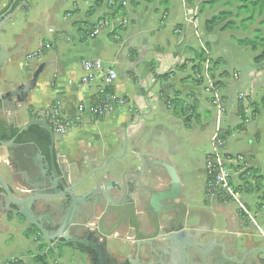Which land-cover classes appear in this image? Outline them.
<instances>
[{
    "label": "crops",
    "instance_id": "obj_1",
    "mask_svg": "<svg viewBox=\"0 0 264 264\" xmlns=\"http://www.w3.org/2000/svg\"><path fill=\"white\" fill-rule=\"evenodd\" d=\"M104 1L19 0L16 3L14 12L0 27V43L7 50L17 45L20 49L0 70V94L28 82L39 65L43 64L44 70L28 94L25 106L0 101V120L19 129L31 116L41 115L58 101L73 124L65 134L55 136L56 163L64 171L80 168L75 180L83 178L93 168H105L107 180L119 181L126 175L133 184L132 199L140 196L141 205H148L153 195L169 189L168 174L155 165L165 163L174 168L179 178L180 201L187 210V228L198 233L208 230L212 236L226 233L257 241L259 236L248 229L251 224L241 215L235 202H223L206 195L204 159L215 122L213 115L211 119L207 117L213 110L202 84L195 78L199 47H195L189 37L186 39L191 26L185 23V11L193 8L188 6L189 0H141L147 4L145 13L140 16L119 7L128 20L124 28L117 29L119 39L114 40L109 34L89 39L87 32L91 25L99 19L115 16L113 8L107 7ZM9 4L10 0H0V14ZM178 25L182 30L175 31ZM45 43H49L50 48L33 56ZM185 50H193L195 58ZM210 55L213 57L212 52ZM84 59H98L104 67L113 68L117 79L112 90L127 99L125 107L104 119L77 113V106L88 104L101 87L98 78L88 85L78 86ZM228 75L225 71L218 75L225 106L222 130L226 152L242 154L250 160V166L260 169L252 154H248L249 150L241 145V140L253 131L241 124L244 113L239 110L236 97L230 115L226 114L229 88L224 78ZM255 79L257 77L252 76L248 82L240 81L238 91L243 88L252 96ZM182 114L190 118L185 122ZM17 144V149L0 148V178L14 190L26 186L28 157L35 154V147L27 142ZM39 150L43 160L48 162L47 151ZM0 194H3L1 185ZM108 227L104 223L100 232L105 233ZM125 236L131 237L132 232L120 228L107 239L105 257L120 261L130 253L122 250L128 246ZM43 242L31 233L23 219L0 213V249L6 250L10 260L26 261L24 251L29 252L33 244L40 252ZM65 248L71 249L54 247L53 250L60 253Z\"/></svg>",
    "mask_w": 264,
    "mask_h": 264
},
{
    "label": "water",
    "instance_id": "obj_2",
    "mask_svg": "<svg viewBox=\"0 0 264 264\" xmlns=\"http://www.w3.org/2000/svg\"><path fill=\"white\" fill-rule=\"evenodd\" d=\"M18 1L10 0L5 12L0 14V27L14 12ZM19 49L20 45H17L7 50L0 43V70L6 67ZM43 70L44 65H39L28 82L19 84L13 91L0 94V101L25 106L27 96L34 89ZM13 99L15 103H12ZM32 126L40 127L48 135L49 161L43 160L44 157L33 142H27L35 146V154L28 157V182L26 186L14 190L0 178L2 215L23 218L38 231L42 241L49 242L54 247H87L95 254L99 263L105 260L107 239L118 229L125 228L132 232V237L124 240L128 246L122 250L130 253L120 261L112 260L114 264H216L214 259L210 261V258L201 254L213 240L211 231L198 233L185 225L187 210L180 201L179 178L172 166L162 162L155 164L168 174L169 189L153 195L148 205H141L140 196L132 199L133 184L126 175L121 176L119 181L107 180L105 168H93L83 178L75 180L80 168L74 167L73 171L62 170L56 163L55 134L40 119L26 122L9 141H0V148L17 149L19 145L16 139ZM94 220L95 224L91 222ZM104 223L109 227L105 233H101ZM224 234L223 236H229ZM188 239L196 241V248L192 247L190 256L179 257L174 248L184 242L186 244Z\"/></svg>",
    "mask_w": 264,
    "mask_h": 264
},
{
    "label": "rangeland",
    "instance_id": "obj_3",
    "mask_svg": "<svg viewBox=\"0 0 264 264\" xmlns=\"http://www.w3.org/2000/svg\"><path fill=\"white\" fill-rule=\"evenodd\" d=\"M225 3L226 0H189L188 6L193 7L191 9L193 11L196 10L197 13L195 16V26L189 27L190 29L186 34V39L189 37V39L194 42L193 44L195 47L198 45V53L201 47L205 48L207 55H204V59L208 56L210 62H212L211 65H215L213 67V72L217 78L222 71L229 74L224 78V82L227 84L226 87L229 88L226 97V114H229L231 108L234 106L235 97L238 92L248 93L251 96V93L244 92L243 88L240 89L242 91H238V87L241 86L239 82H248L252 76L257 77V79L253 81L254 96L252 95L250 97L246 112L243 111L244 119L246 118V120H248L246 126L248 125L253 132L241 140V145L244 149L249 150L248 154H252V159L255 160L260 167V169L258 168V175L260 176L261 189L251 193L241 192V194H239V200L245 204L248 214L250 213L252 218L255 217V219L253 218V222L251 220L249 221V218H247V221L251 224L248 226V229L259 236L256 240L258 245H260L264 244V56L258 62H255L254 59L264 51V46L258 44L256 50L252 51L249 47L238 45L236 40H243L246 38L252 39L254 36H258L256 31L258 29L263 30V27L260 26L263 18L255 16L254 21L241 22L249 15L243 13L238 18L235 16L237 8L240 7L242 3L237 0H232V6H227ZM146 4V2L141 0H127L126 9H130V11H132L131 13H136L140 16L146 11V8H144ZM226 13L228 14L226 15ZM214 17H219V23L213 25L212 31L209 33L207 30L208 26L205 22L210 21ZM162 19L161 17V20ZM229 23L232 25L229 28H225ZM174 30L178 31L182 30V28L178 25ZM260 38L264 39V30ZM259 43L262 42L259 41ZM208 46L210 49H208ZM185 51L189 52V54L195 58L196 53L193 52V50L192 52L190 50ZM210 52L213 53V57H211ZM217 57H220L221 61ZM196 59L199 62L198 56H196ZM213 63L216 64L213 65ZM234 70L235 73L238 74L237 81H234L232 78ZM238 108L241 111L239 106ZM255 109H257V111ZM212 115L213 113L211 111V115L207 114V117L211 119ZM183 116L185 118V115ZM188 118H185L184 121L186 122ZM244 119L242 122H244ZM248 139H250V143ZM247 180H250V184L254 186L253 183L256 181L251 182L252 180L248 179V177ZM233 181L234 183L236 181L237 184L240 183L238 179L235 180L233 178ZM240 213L243 215L242 212ZM50 244L51 243L46 241L43 242L40 252L31 244V247L28 249L29 252L24 251L23 253L26 259L24 263L36 264L33 262L32 257L37 254H43L46 259V264H92L88 257L82 252H78L75 247L71 249L65 248V251L63 250V252L58 253L59 251L54 252L52 249L53 245L51 246ZM74 250H77V252H73ZM14 251H17V249ZM8 261H10V256H8L4 248L0 249V264H4Z\"/></svg>",
    "mask_w": 264,
    "mask_h": 264
},
{
    "label": "built area",
    "instance_id": "obj_4",
    "mask_svg": "<svg viewBox=\"0 0 264 264\" xmlns=\"http://www.w3.org/2000/svg\"><path fill=\"white\" fill-rule=\"evenodd\" d=\"M105 5L113 8L115 13L113 18H102L96 21L88 29L87 37L89 39L95 38L101 34H109L114 40H118L117 29L125 27L128 20L120 13V8H125L126 1L105 0ZM118 7V8H117ZM197 11L191 8L185 11V23L189 26H195V16ZM117 18V19H116ZM51 33L52 30H49ZM49 43H45L43 48L37 51L33 56H38L42 50L49 49ZM204 55H207L205 48L200 49ZM213 67L208 56L205 57L201 63V67L195 71V78L202 84L204 92L208 96V102L213 110V117L215 122L214 130L209 139V151L204 159V168L206 174V195L213 196L220 201H233L237 204L238 209L249 221L254 219L248 214L244 204L239 200V194L245 192L246 181L250 182L252 178L247 172L249 168H256L250 166V160L242 154H228L226 152V142L222 130V121L225 114L224 98L221 94L220 81L215 77ZM81 69L83 75L78 81V86L88 85L91 81L98 78L101 82V87L94 98L88 103H81L77 106V113L79 115L87 114L94 119H104L111 115L118 108L127 105L126 97L115 93L112 90L113 83L117 79L116 71L111 67H104L103 63L98 59H84L81 61ZM232 78L238 79V74L233 72ZM71 83V81H69ZM248 93L238 92L236 94V101L241 111L246 112L247 104L250 100ZM243 112V113H244ZM40 120L46 122L55 136L63 135L68 128L73 124V121L68 119L60 105L54 102L47 111L42 113ZM248 120L244 119L243 125H246ZM239 180V184L234 183ZM253 182V180L251 181ZM52 246V244H50Z\"/></svg>",
    "mask_w": 264,
    "mask_h": 264
},
{
    "label": "trees",
    "instance_id": "obj_5",
    "mask_svg": "<svg viewBox=\"0 0 264 264\" xmlns=\"http://www.w3.org/2000/svg\"><path fill=\"white\" fill-rule=\"evenodd\" d=\"M217 1V0H216ZM240 3V7L237 8L236 17H240L241 14H249L246 19H244L241 22H249L254 21L255 16L262 17L260 26L263 27L264 30V0H237ZM225 5L232 6V0H226ZM228 13H226L227 15ZM222 15V14H221ZM224 15V14H223ZM219 17H214L210 21L205 22V24L208 26V32L210 33L212 31V26L217 25L219 23L218 21ZM232 24L229 23L226 25L225 28H229ZM263 30L258 29L256 33L258 36H254L252 39H243V40H236V43L240 46L249 47L252 51H255L258 44H261V46H264V39L260 38L263 34ZM258 40V41H257ZM261 41L262 43H259ZM199 62H198V69L201 67V63L204 60V53L199 50V53L197 54ZM264 56V51L257 56L254 61L258 62L260 61ZM212 64V62H211ZM216 63H213V65ZM215 66V65H214ZM175 106V103H174ZM1 108V103H0ZM257 111V109H255ZM183 112V109H181V113ZM183 115V114H182ZM31 119H40V116H31ZM18 129L14 128L12 125L8 124L4 120H0V141H9L17 132ZM24 142H33L37 144L40 148L43 149L45 152L47 149V146L49 144V139L47 133L42 130L38 126H32L30 127L26 132H23L18 138L16 139V143H24ZM247 172L250 173V177L252 178L253 182L256 181L253 185L250 184V182L246 181L245 183V191L247 193L251 192H257L259 189H261L260 186V176L258 175V168H249ZM30 231L32 234H36V230H34L32 227H30ZM29 235V234H28ZM40 240V238H39ZM64 247H75L74 245H64V246H57V249H62ZM54 249V247H52ZM33 262L36 264H46V259L43 254L37 255L32 258ZM5 264H25L23 260L20 258L12 259Z\"/></svg>",
    "mask_w": 264,
    "mask_h": 264
},
{
    "label": "flooded vegetation",
    "instance_id": "obj_6",
    "mask_svg": "<svg viewBox=\"0 0 264 264\" xmlns=\"http://www.w3.org/2000/svg\"><path fill=\"white\" fill-rule=\"evenodd\" d=\"M35 145L38 147V149H40L37 144ZM48 147L49 144L46 149L47 154H48ZM33 229L36 230L35 228ZM36 232H37L36 233L37 237L41 238L37 230ZM131 237L125 236L124 239L127 240ZM212 237H213L212 242L209 244L208 247H206V249H204V252L201 253L202 255L204 254L206 258H210L209 259L210 261L211 259H214L216 261V264H231V263L264 264V244L258 245L255 239L251 240L242 236L236 237L235 235H230V236L217 235ZM184 243L180 244L178 248L177 247L174 248V252L176 253V255L182 258H186L187 256H190L193 250L192 247L196 248L197 245L196 241H194L193 239H188V241H186V244ZM74 246L76 249L86 254L92 264H114L111 262L112 260L107 257H105L104 261L99 263L97 257L91 251V249L80 245H74ZM104 255H105V251H104Z\"/></svg>",
    "mask_w": 264,
    "mask_h": 264
}]
</instances>
